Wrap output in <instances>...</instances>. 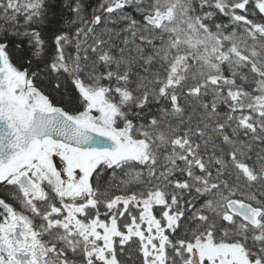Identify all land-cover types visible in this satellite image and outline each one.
<instances>
[{
  "label": "snow or ice",
  "instance_id": "1",
  "mask_svg": "<svg viewBox=\"0 0 264 264\" xmlns=\"http://www.w3.org/2000/svg\"><path fill=\"white\" fill-rule=\"evenodd\" d=\"M0 264H264V0H0Z\"/></svg>",
  "mask_w": 264,
  "mask_h": 264
}]
</instances>
